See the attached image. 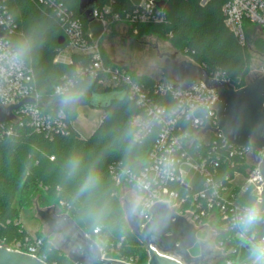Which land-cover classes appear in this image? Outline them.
Listing matches in <instances>:
<instances>
[{"label":"trees","instance_id":"16d2710c","mask_svg":"<svg viewBox=\"0 0 264 264\" xmlns=\"http://www.w3.org/2000/svg\"><path fill=\"white\" fill-rule=\"evenodd\" d=\"M0 1L13 21L9 35L14 47L34 68L36 87L46 101L42 105L43 112L53 116L63 111L68 123L67 133L55 131L51 136L18 124L11 136L0 139V243L9 245L12 240L24 241L30 237L19 222V215L21 208L32 204L36 196L40 207L50 201L61 205V213L69 214L90 238L119 254L116 258H106L148 264V252L127 222L120 202L121 187L111 168L116 166L118 172L121 169L138 172L148 162L160 128L155 126L143 141L136 142L131 119L140 114L141 109L124 91L103 87L98 79L89 76L90 57L73 54L70 64L54 62L65 46V42L59 44L64 22L58 13L63 11L81 19L84 30L92 23L80 14V0ZM96 2L98 8L111 5L116 11H127L131 7L130 0ZM224 4L225 0H210L205 5L199 0H169L167 24L162 27L139 25L137 34L134 28L129 32L134 37L145 33L165 35L173 47L183 49V56L204 67L209 74L219 71L239 89L244 86L253 51L243 47L226 27ZM104 56L110 61L105 52ZM139 79L149 84L155 82L151 77L139 76ZM68 80H73L74 85L61 95L55 94V88ZM81 95L86 96L85 104L106 113L88 138H83L72 125L83 104L74 109L66 102L68 97L76 99ZM70 161L75 162L74 167ZM223 166L221 172L227 174L229 166ZM18 194L20 202L16 205ZM240 201L258 205L248 192ZM246 229L257 231L258 236L264 235L262 222ZM234 234H220L216 242ZM39 238L43 241L48 264H74L46 238ZM238 240L233 241L236 247H239ZM241 253L246 256L242 248Z\"/></svg>","mask_w":264,"mask_h":264},{"label":"built area","instance_id":"2783aa9c","mask_svg":"<svg viewBox=\"0 0 264 264\" xmlns=\"http://www.w3.org/2000/svg\"><path fill=\"white\" fill-rule=\"evenodd\" d=\"M130 1L131 7L127 11H116L111 5L92 9L91 22L100 24L99 34L89 28L84 30L81 19L60 11L58 15L62 16L64 22L62 37L65 46L54 59L55 63L70 64L73 54L86 55L91 58V65L87 68L89 76L98 79L103 87L125 92L129 100L141 109V113L131 119L136 142L143 141L155 126L160 128L154 147L149 152L148 162L138 172L125 169L118 172L116 166H112L117 184L121 189L128 187L135 192V213L141 220V227L151 219V209L157 203L168 205L176 214L192 223L199 231V241L211 245L213 258L209 264H234V257L239 253L242 255L241 248L246 254L249 253L250 249L241 243L239 247L234 245L233 241L238 237L255 243L263 258L264 235L258 236L257 231L241 227L238 220L243 211L250 207L240 201L247 192L264 210V207H260L264 204V177L260 171L264 149L255 152L258 158L256 163L251 156L252 148L231 144L221 131H214L218 129L219 94L202 81L198 80L187 90L179 88L174 81L162 78L149 84L139 79V74L127 66L106 61L102 48L105 37L119 29L134 28L137 34L139 25L162 27L168 23L166 4L169 0ZM209 1L199 0L201 5ZM1 3L0 31L4 35L0 37V106L17 105L26 99H33L34 102H26L14 110L13 121L0 123V139L11 136L14 126L18 124L31 126L47 136L55 131L67 133L65 112L53 116L43 112L42 105L46 101H43L36 87L34 68L31 61L14 47L9 35L13 31V21ZM223 13L228 30L243 47L252 51L250 28L256 27L264 34V0H225ZM254 76H264V64ZM210 77L230 83L219 71L210 74ZM73 85L74 81L68 80L55 88V94L61 95ZM105 116L103 111L100 121ZM207 127L209 129L204 131ZM223 165H228L232 173L222 174ZM236 175L243 177L244 184L234 185ZM258 222L264 223V219ZM212 229L220 232L216 234L213 244L207 233ZM227 232L235 234L217 243V236ZM0 246L29 254L48 264L41 238L26 237L24 241H17L14 248L5 242H1ZM158 253L180 264H187L183 256L175 251ZM206 259L207 256L204 263ZM120 261L135 264L132 260Z\"/></svg>","mask_w":264,"mask_h":264},{"label":"water","instance_id":"95a60500","mask_svg":"<svg viewBox=\"0 0 264 264\" xmlns=\"http://www.w3.org/2000/svg\"><path fill=\"white\" fill-rule=\"evenodd\" d=\"M162 2L159 3V6ZM97 6L96 0H80V14L89 22L92 21V9ZM0 31V37H3ZM64 38H59V44ZM164 66L160 78L174 81L182 90H187L198 80L209 89L219 94L217 107L218 129L231 143L243 148H252V158L258 163L255 152L264 149V76L255 77L248 85L235 89L224 80L210 77L209 72L202 66L190 60H179L177 54L160 53ZM26 102L9 107L0 106V123L11 122L15 119L14 110ZM93 107V106H91ZM94 108V107H93ZM97 109H100L99 107ZM209 129L207 127L204 131ZM264 177V162L260 164ZM151 219L141 227V220L136 213L128 208L127 222L133 235L141 242L149 254L148 264H180L163 253L177 252L183 256L187 264L204 263L207 252L205 243L198 239V229L185 217L171 210L164 203H157L151 209ZM37 214L53 234H59L74 248L68 253V259L74 264H128L116 259L105 258L99 244L90 238L76 221L67 213H57L51 208L37 209ZM197 244L200 254L193 256L190 252ZM0 264H46L29 254L10 250L0 246Z\"/></svg>","mask_w":264,"mask_h":264},{"label":"rangeland","instance_id":"374dc122","mask_svg":"<svg viewBox=\"0 0 264 264\" xmlns=\"http://www.w3.org/2000/svg\"><path fill=\"white\" fill-rule=\"evenodd\" d=\"M93 25L96 27L97 34H99L101 31V27H99L100 24L98 25L93 22ZM249 33L252 36L251 41L253 54H251V67L247 76L243 80L244 86L248 85L254 80V75L256 74L258 68L264 64V34L256 27H252ZM102 48L107 54L109 60L114 63L127 66L136 74H139V76L142 78L151 77V74H158L156 65L163 64V61H160V58L157 56V52H169L172 54L175 53L177 54V59H186V57L183 56V49L173 47L169 38H167L165 35H160L157 33H145L134 37L130 35L129 30L126 28L119 29L115 34L105 37L102 40ZM85 99L86 96L81 95L69 103L74 109H76L80 104H83L78 108V116L74 121V126L83 138H88L93 129L99 125L103 110L93 108L87 103L85 104ZM243 180L244 179L241 175H236L234 185L239 186L242 183L244 184V182H242ZM127 190L128 187H124L120 190V202L126 214L128 212V208L134 211L135 214L137 200L136 194H131V192ZM35 198L36 196L34 197L32 204H29V206L24 205L21 208L19 222L32 238H46L52 246L57 248L63 255L68 257V253L74 247L65 241L61 235L53 234L48 226L41 221L37 214V209L39 208H51L53 211L61 213L63 212L61 205L55 203L54 201H50L47 206L40 207L37 204ZM19 202L20 194H18L15 204L19 205ZM207 233L209 234L208 239L211 241V244H213L216 234L220 232L212 229V231L209 230ZM238 239L241 245L250 249V252L244 257L240 253L237 254V257H234L233 260L234 264H264V257H260L259 250L255 243H252L247 238L243 237H238ZM16 243V240H12L9 242L8 246L14 248ZM99 246L105 258L119 257L118 252L109 250L105 244L99 243ZM212 247L216 248L214 245ZM190 252L194 256H198L200 254L199 244L190 250Z\"/></svg>","mask_w":264,"mask_h":264},{"label":"clouds","instance_id":"9594fccd","mask_svg":"<svg viewBox=\"0 0 264 264\" xmlns=\"http://www.w3.org/2000/svg\"><path fill=\"white\" fill-rule=\"evenodd\" d=\"M74 97L66 98V102H71ZM70 164L74 167L75 162L70 161ZM264 219V210L260 209L257 205H252L246 208L239 217L238 223L243 228H249L258 221Z\"/></svg>","mask_w":264,"mask_h":264},{"label":"flooded vegetation","instance_id":"af4514ba","mask_svg":"<svg viewBox=\"0 0 264 264\" xmlns=\"http://www.w3.org/2000/svg\"><path fill=\"white\" fill-rule=\"evenodd\" d=\"M157 56H158V52H157ZM160 58V57H159ZM160 61H163V64H159V65H156V70L158 72V74H151V78L153 79H158L160 78V75H161V70L164 66V59L163 58H160ZM204 238H206V236H204ZM211 245L208 246V244L206 243V245L204 246V250L207 252V259H206V262L204 264H209L213 258V252L210 248ZM207 249V250H206ZM202 264V263H200Z\"/></svg>","mask_w":264,"mask_h":264},{"label":"crops","instance_id":"0c3cea01","mask_svg":"<svg viewBox=\"0 0 264 264\" xmlns=\"http://www.w3.org/2000/svg\"><path fill=\"white\" fill-rule=\"evenodd\" d=\"M100 27V26H99ZM89 29H92L94 32H96V27L93 25V22L89 25ZM97 33V32H96ZM101 123V121L99 122V124ZM73 126H74V122H73ZM75 127V126H74ZM97 127H95L94 129H93V131L96 129ZM76 129V128H75ZM77 130V129H76ZM78 131V130H77ZM93 131L91 132V134L93 133ZM79 132V131H78ZM90 134V135H91ZM127 191H130L131 192V194H133V193H135L131 188H128V190Z\"/></svg>","mask_w":264,"mask_h":264}]
</instances>
